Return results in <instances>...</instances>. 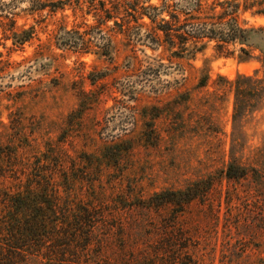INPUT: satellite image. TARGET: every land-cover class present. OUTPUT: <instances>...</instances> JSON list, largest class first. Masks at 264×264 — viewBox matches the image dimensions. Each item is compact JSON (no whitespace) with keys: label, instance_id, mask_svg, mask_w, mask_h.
I'll use <instances>...</instances> for the list:
<instances>
[{"label":"rangeland","instance_id":"1","mask_svg":"<svg viewBox=\"0 0 264 264\" xmlns=\"http://www.w3.org/2000/svg\"><path fill=\"white\" fill-rule=\"evenodd\" d=\"M236 1L239 26L255 30L248 45L204 39L180 59L155 41L149 16L161 26L171 12L183 24L196 0H0V201L60 157L78 170L81 198L127 224L114 247L128 245L130 263L139 252L159 254L157 264H264V104L231 154L225 82L264 76L254 3L264 0ZM233 157L245 178L226 175ZM188 190V204L143 208L154 194Z\"/></svg>","mask_w":264,"mask_h":264},{"label":"trees","instance_id":"2","mask_svg":"<svg viewBox=\"0 0 264 264\" xmlns=\"http://www.w3.org/2000/svg\"><path fill=\"white\" fill-rule=\"evenodd\" d=\"M211 1L196 0V8L183 24L179 15L171 12H167L169 20L162 19V27L157 25V16H149L155 30L163 34L156 33L154 39L158 45L175 49L173 54L180 59L192 57L202 50L204 46L199 45L204 39L216 40L219 47L230 42L248 45L250 33L255 30L239 26L240 3L236 0ZM254 3L260 7L256 13L264 14V2ZM216 8L221 11L216 13ZM134 11L137 12L136 8ZM188 44L192 45L191 50L187 48ZM240 52L248 54L245 48ZM201 74L199 86L205 87L210 76L206 69L201 70ZM225 82L235 95L231 154L239 142L241 153L244 119L264 104V76L260 78L258 73L239 75L235 80L226 79ZM239 127L240 134L237 133ZM46 162L52 164L50 169H44L40 163L15 193L5 192L0 201V264H145L146 261L157 264L159 254L150 258L148 254L135 252L139 255L130 263L125 254L128 245L120 253L116 252V230L125 240L127 224L117 218V225L113 224L101 202L81 198L76 188L81 182L76 168L66 170L60 157L47 158ZM235 170L240 171V179L248 174L247 168L241 163L238 166L233 157L226 175L234 177ZM190 191L154 194L143 208L160 211L172 204L183 206L195 199Z\"/></svg>","mask_w":264,"mask_h":264}]
</instances>
